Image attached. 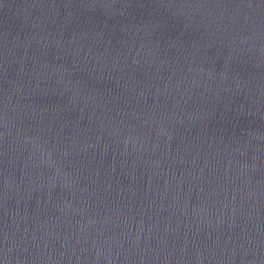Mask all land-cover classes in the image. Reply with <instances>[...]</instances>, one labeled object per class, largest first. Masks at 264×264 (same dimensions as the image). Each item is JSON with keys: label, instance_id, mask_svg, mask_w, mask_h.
<instances>
[{"label": "water", "instance_id": "1", "mask_svg": "<svg viewBox=\"0 0 264 264\" xmlns=\"http://www.w3.org/2000/svg\"><path fill=\"white\" fill-rule=\"evenodd\" d=\"M0 264H264V0H0Z\"/></svg>", "mask_w": 264, "mask_h": 264}]
</instances>
